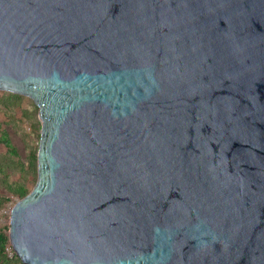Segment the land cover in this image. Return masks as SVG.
I'll list each match as a JSON object with an SVG mask.
<instances>
[{
	"label": "water",
	"instance_id": "water-1",
	"mask_svg": "<svg viewBox=\"0 0 264 264\" xmlns=\"http://www.w3.org/2000/svg\"><path fill=\"white\" fill-rule=\"evenodd\" d=\"M0 90L23 264H264V0H0Z\"/></svg>",
	"mask_w": 264,
	"mask_h": 264
},
{
	"label": "trees",
	"instance_id": "trees-1",
	"mask_svg": "<svg viewBox=\"0 0 264 264\" xmlns=\"http://www.w3.org/2000/svg\"><path fill=\"white\" fill-rule=\"evenodd\" d=\"M22 98L20 94L0 91V113L4 116L0 120V183L8 193L18 198L29 191L28 183H33L36 178L35 149L26 155L24 162L11 140V132L21 133L19 124L30 117L27 110L20 107ZM29 126L37 137L39 124L35 117L31 116ZM7 199L0 194V208ZM6 247H9L7 225L0 224V264H23L14 252L8 255Z\"/></svg>",
	"mask_w": 264,
	"mask_h": 264
},
{
	"label": "rangeland",
	"instance_id": "rangeland-1",
	"mask_svg": "<svg viewBox=\"0 0 264 264\" xmlns=\"http://www.w3.org/2000/svg\"><path fill=\"white\" fill-rule=\"evenodd\" d=\"M2 91V90H0ZM20 107L22 109H26L28 114H29V119L23 120L22 123L19 124V130H21V133L19 134H13L11 132V140L12 142L16 145L18 148V152L25 162L26 160V155L31 151L35 149V154H36V149H37V144H38V138H39V127L37 128V133L38 136L36 137L32 128L29 126V121L31 116L35 117V119L38 122V119L36 117V108L33 102L27 98L26 96H23ZM18 112H16V115H18ZM4 119V116L0 113V120ZM39 124V122H38ZM36 166V165H35ZM36 179V178H35ZM35 182V181H34ZM33 183H28L29 190L33 186ZM0 194L6 196L8 199L4 202L3 206L0 208V224H6L8 227V213L11 205L16 199H19L15 195H12L6 191V189L3 188L2 184L0 183ZM7 252L9 253L8 255H11L13 253L10 245L9 247H6Z\"/></svg>",
	"mask_w": 264,
	"mask_h": 264
}]
</instances>
